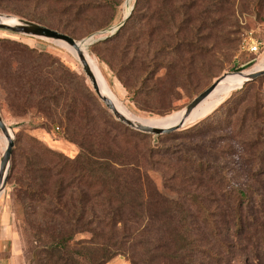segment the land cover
<instances>
[{"label": "rangeland", "instance_id": "obj_1", "mask_svg": "<svg viewBox=\"0 0 264 264\" xmlns=\"http://www.w3.org/2000/svg\"><path fill=\"white\" fill-rule=\"evenodd\" d=\"M191 1L195 7L189 10V21L180 33L184 43H179L175 57L154 58L144 53L135 57L132 50L122 55L126 36L112 35L133 11L135 0H122L117 11L93 0H0V14L18 19L28 14L42 17L65 26L71 34L65 33L76 39L93 37L89 54L117 106L134 119L163 127L223 73L242 70L228 75L237 77L264 66V45L257 54L242 46L248 34L264 42V0ZM151 25L157 26L164 41L177 43L167 37L175 28L169 30L159 21ZM73 48L56 39L0 29V111L14 139L9 178L0 197V238L10 216L25 264H36L34 251L41 242L32 238L29 223L40 216L39 208L25 210L15 200V174L35 140L71 156L79 151L64 135L63 126L52 123L43 111L48 103H40L39 94L51 82L71 97L80 96L84 83L96 93ZM36 52L49 56L38 58ZM53 66L58 70L49 75ZM31 69L36 70L32 75L40 92L29 93L20 79L23 71ZM236 89L213 93L188 125L172 135L159 138L148 133L142 138L123 126L111 128L120 159L136 162L128 170L136 167L147 172L169 204H154L145 187L144 197L134 194V207L123 208L125 223L115 228L118 234L122 227L126 243L107 264H264V75L246 85L213 118L185 130ZM7 142L0 129V162ZM240 189L251 199L244 205L241 226L235 220ZM28 204L35 206L31 201Z\"/></svg>", "mask_w": 264, "mask_h": 264}, {"label": "trees", "instance_id": "obj_2", "mask_svg": "<svg viewBox=\"0 0 264 264\" xmlns=\"http://www.w3.org/2000/svg\"><path fill=\"white\" fill-rule=\"evenodd\" d=\"M97 1H102V5L116 11L122 2L93 0L94 3ZM191 3V0H135L132 14L112 35L126 36L122 55L132 50L135 57L141 53L147 57L153 55L154 58L157 55L175 57L180 51V33L189 21V10L195 7ZM24 17L71 34L65 26L48 19L29 14ZM153 21L165 23L169 30L175 28L176 32L167 37H173L177 43L172 45L164 41L157 32V26L151 25ZM108 24L100 25L99 28ZM36 56L39 58L49 54L36 52ZM53 69L58 70L56 66L51 67L49 75ZM32 74L36 75L35 69L25 70L20 79L30 89L29 93L40 92L37 79ZM251 81L236 89L214 111L185 130H191L213 118ZM82 88L79 97H71L59 91V86L51 82L39 94V102L48 103L43 111L52 123L59 122L63 126L64 135L78 145L79 151L71 156L35 140L21 170L15 174V200L25 210L39 208L40 217L29 223L32 238L41 242V246L34 251L36 264H107L122 252L126 243L122 227L118 234L115 228L119 222L125 223L121 217L123 208L134 207V194L144 197L145 187L151 198L155 199L154 204H169L147 172L136 167L128 170L136 162L120 159L119 144L111 128L114 125L123 126L126 132L138 134L142 138L149 134L116 120L102 106L99 97L89 86L84 83ZM60 125L56 127L61 128ZM172 134H161L158 137ZM237 194L235 220L241 226L242 222L245 223L244 205L251 199L245 190H237ZM26 201L33 202L35 206L32 207ZM96 213L103 216L96 217ZM78 235L82 237L78 238ZM179 236L183 237L181 234Z\"/></svg>", "mask_w": 264, "mask_h": 264}, {"label": "water", "instance_id": "obj_3", "mask_svg": "<svg viewBox=\"0 0 264 264\" xmlns=\"http://www.w3.org/2000/svg\"><path fill=\"white\" fill-rule=\"evenodd\" d=\"M131 11L125 16L123 22L118 25L115 30H117L119 27H121L125 21L129 18ZM3 15L0 14V29H6L11 30L16 33L20 34H26L31 36H38V37H46V38H52L59 41H62L64 43H67L75 48L78 54V58L82 64L83 70L86 74V76L91 80L94 90L97 94H99V83L97 80V77L95 75V72L93 71V68L91 67V64L89 63V60L87 59L85 52L83 51L80 42L85 41L86 39H92L90 42V45L94 42L93 37H88L84 39H76L75 37L65 33L61 32L57 29L51 28L47 25H44L42 23L32 21L25 18H16L17 23L15 24H9L6 23L1 19ZM11 17V16H9ZM89 45V46H90ZM241 71H233V72H225L221 76H219L210 86H208L205 90H203L201 93H199L195 98H193L185 107L184 111L181 114L180 121L172 126L169 127H160V126H151L147 124H143L141 122L135 121L133 119L128 118L125 114H123L114 104L113 100L109 98L108 96H103L99 94V97L101 100L106 104V106L111 110V112L114 114V116L125 123L126 125L145 132V133H151V134H165V133H171L175 130H178L183 127L184 122L186 119L191 115L192 111L205 99L207 98L212 91L215 90V88L230 74L235 73H241ZM264 75V69L257 70L254 72H251L248 74L247 79L244 81V84L248 81L254 80L257 77ZM0 129L3 132V134L8 139L7 145L5 147V150L3 152L1 162H0V197L2 193L4 192L7 181L9 178V171L11 166V157L14 147V139L11 137L10 129L11 127L7 124L5 119L2 116V113L0 111Z\"/></svg>", "mask_w": 264, "mask_h": 264}, {"label": "bare ground", "instance_id": "obj_4", "mask_svg": "<svg viewBox=\"0 0 264 264\" xmlns=\"http://www.w3.org/2000/svg\"><path fill=\"white\" fill-rule=\"evenodd\" d=\"M1 19L3 21H5L6 23H9V24H15L17 23V19L15 17H9V16H6V15H3L1 17ZM87 40V39H86ZM84 41L80 42L81 44V47L83 49V51L85 52V55L87 57V59L89 60V63L91 64V67L93 68V71L95 72V75L97 77V80H98V83H99V87H100V90H99V94L103 95V96H108L109 98L112 99V97L109 95L108 91L105 89L102 81H101V78L97 72V70L95 69L94 67V64L92 62V59H91V56L89 54V45H90V42L88 44H83ZM67 44V43H66ZM69 45V44H68ZM73 47V46H72ZM75 50V48H73ZM75 52L77 53V51L75 50ZM78 55V54H77ZM261 69H264V66L261 68ZM259 69V70H261ZM257 71V70H256ZM254 72V71H252ZM251 73V72H250ZM249 73H246V74H243L241 76H237V77H233V76H227V78H225L216 88L214 91H212L210 93V95L205 98L191 113V115L186 119V121L184 122V126H187L188 123L191 121V119L193 118L194 114L196 113V111L204 104V102H206L209 97L213 94V93H219L220 91L224 90L225 88H229V87H238L241 88L243 85H244V81L247 79V76H248ZM90 80V79H89ZM91 81V80H90ZM92 83V82H91ZM93 86V84H92ZM94 88V86H93ZM98 94V95H99ZM113 100V99H112ZM114 102V100H113ZM115 106L123 113L125 114L128 118L130 119H133L135 121H138V122H141L143 124H147V125H151V124H148V123H145V122H142V121H139L137 119H134L133 117H131L130 115H128L125 111H122L118 106L117 104L114 102ZM215 110V109H214ZM213 110V111H214ZM184 111V108L181 109L180 111V114L177 115L176 117H174L170 122H169V125L167 126H163V127H169V126H172V125H175L177 124L179 121H180V118H181V114L182 112ZM210 114V113H209ZM207 116V115H206ZM151 126H155V125H151ZM162 127V126H160ZM11 135H12V131H11Z\"/></svg>", "mask_w": 264, "mask_h": 264}, {"label": "crops", "instance_id": "obj_5", "mask_svg": "<svg viewBox=\"0 0 264 264\" xmlns=\"http://www.w3.org/2000/svg\"><path fill=\"white\" fill-rule=\"evenodd\" d=\"M10 216L6 232L0 238V264H25L23 247L11 228Z\"/></svg>", "mask_w": 264, "mask_h": 264}, {"label": "built area", "instance_id": "obj_6", "mask_svg": "<svg viewBox=\"0 0 264 264\" xmlns=\"http://www.w3.org/2000/svg\"><path fill=\"white\" fill-rule=\"evenodd\" d=\"M263 45H264V42L256 38L253 34L245 35L242 40L243 48L255 54L261 52Z\"/></svg>", "mask_w": 264, "mask_h": 264}]
</instances>
